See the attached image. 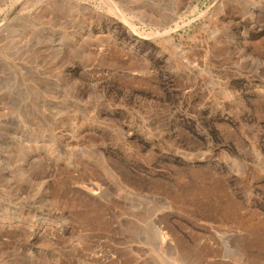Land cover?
I'll use <instances>...</instances> for the list:
<instances>
[{
  "label": "rangeland",
  "instance_id": "rangeland-1",
  "mask_svg": "<svg viewBox=\"0 0 264 264\" xmlns=\"http://www.w3.org/2000/svg\"><path fill=\"white\" fill-rule=\"evenodd\" d=\"M0 264H264V0H0Z\"/></svg>",
  "mask_w": 264,
  "mask_h": 264
},
{
  "label": "bare ground",
  "instance_id": "bare-ground-1",
  "mask_svg": "<svg viewBox=\"0 0 264 264\" xmlns=\"http://www.w3.org/2000/svg\"><path fill=\"white\" fill-rule=\"evenodd\" d=\"M162 239V238H161ZM168 240V239H167ZM181 262V261H180Z\"/></svg>",
  "mask_w": 264,
  "mask_h": 264
}]
</instances>
